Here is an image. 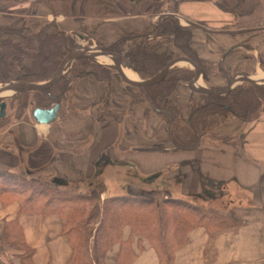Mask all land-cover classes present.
Listing matches in <instances>:
<instances>
[{"label":"crops","instance_id":"1","mask_svg":"<svg viewBox=\"0 0 264 264\" xmlns=\"http://www.w3.org/2000/svg\"><path fill=\"white\" fill-rule=\"evenodd\" d=\"M21 1L26 10L31 6V16L39 18L34 29H45L47 34L60 31L68 43L77 33L111 50L129 37H136L133 42L142 36L151 41L157 38L152 32L158 24L168 26L175 19L179 26L192 28L191 46L197 57L217 65L219 72L237 61L246 66L250 57L243 56L245 51L264 52V0ZM161 15L167 16L160 21ZM181 19L201 27L182 24ZM5 20L0 11V27ZM219 75L207 80L203 74L199 82L209 81L221 89L227 78L225 73ZM17 77L10 81H23ZM135 79L143 78L138 74ZM120 80L115 72L110 85L93 76L70 82L68 104L51 124L38 123L33 109L23 111L27 92L11 91L6 115L0 119V173L28 176L49 186L60 181L65 189L91 195L95 202L88 226L95 231L110 196H148L158 202L171 196L199 197L239 226L214 233L204 227L191 230L186 245L176 250L173 264H264V109L251 121L233 114L225 121L212 116L214 125L210 121L197 147L177 149L167 120L142 99L139 87ZM199 95L187 81L178 84L173 97L182 109L183 125L186 108L200 101ZM155 131L159 137H154ZM122 159L137 165L143 176L159 173L162 187L131 181L129 167L116 163ZM167 184L172 188H165ZM21 208L16 195L0 190V264H69L73 250L63 217ZM123 239H130L136 255L129 264H160L157 251L132 234L129 226ZM119 253L117 244L107 252V264H117Z\"/></svg>","mask_w":264,"mask_h":264},{"label":"trees","instance_id":"2","mask_svg":"<svg viewBox=\"0 0 264 264\" xmlns=\"http://www.w3.org/2000/svg\"><path fill=\"white\" fill-rule=\"evenodd\" d=\"M171 21L168 26L163 24L160 29L153 30V34L159 31L157 38L147 41L145 36L140 37L135 51L126 50L123 45L126 43L132 48L133 44L129 43L136 37L123 39L119 46L116 45L111 50L122 53L131 62L133 69L143 79H148L162 70L170 57H173L161 52L165 45L173 43L179 53L190 57L199 65L208 80L210 74L217 70L216 65L197 57L191 46L192 28L179 26L175 19ZM166 33L170 35L167 40L160 38ZM37 41L38 46H32L29 52H25L21 46L8 44L11 50L0 56V75H7L4 79H8L15 70L16 65L11 63L10 58L18 51L27 54L33 63L31 69H23L19 79L36 82L55 75L65 56L62 48L68 46L65 34L60 31L47 35L39 33ZM192 74L193 72L174 67L154 85L140 88L142 99L150 102L153 108H158V96L172 97L178 84L189 79ZM86 76H93L110 85L113 67L100 65L92 59H78L58 84L47 91L34 93L42 97L46 95L50 97V101L55 100L57 103L60 94L67 92L66 86L69 82ZM198 97L200 101L193 102L191 108L192 129L180 124L181 108L176 104L164 108L172 115V119L169 115L160 113L171 127L170 136L177 149L191 150L197 147L202 137L198 132L199 125L205 128L210 126L212 116H221L225 121L233 114L239 119L251 121L264 109V89L249 83H243L225 95L213 97L201 94ZM212 124L214 125L213 122ZM56 183L57 187H46L28 176L0 173V190L16 195L21 202L22 211L44 215L59 214L63 217L65 232L70 238L73 250L69 264H107V252L117 244H120L117 264H129L136 255L131 250L130 239H123L126 226L130 227L132 234L151 244L157 251L160 264H173L176 250L186 245L189 232L197 227L213 232L239 226L238 221L222 211L204 206L203 200L196 196H171L161 202L131 194L110 196L103 205L101 221L95 235L96 250L93 251L90 247L92 236L88 217L95 199L91 195L65 189L66 186L63 187L60 181Z\"/></svg>","mask_w":264,"mask_h":264},{"label":"rangeland","instance_id":"3","mask_svg":"<svg viewBox=\"0 0 264 264\" xmlns=\"http://www.w3.org/2000/svg\"><path fill=\"white\" fill-rule=\"evenodd\" d=\"M26 6L27 5L22 4L21 0H0V11L2 12L3 18H6L5 23H2V27H0V56L3 55V54H6L9 51V49L11 50V48L8 46V44L13 45V46H15V45L21 46L22 49L25 52H29V49L32 46L33 47H37L38 46L39 43L37 41V35L39 33L47 35L45 29H37V30L34 29V27H35L34 24L40 22L39 18L31 16L33 10L31 8V6H29L28 10H26L25 9ZM22 11H24V12H22ZM40 20L44 21L43 18H40ZM44 23L45 24L43 26H46L47 25L46 22H44ZM181 23L182 24H186L185 21H181ZM32 25L34 27H32ZM155 34H153V36ZM68 40H70L69 43L67 42L68 46H65V47L62 48V52L65 53V55H67L69 53V51L72 49L69 46L70 43L77 44V45H80V46H100L98 43L88 39L87 37H84V36L83 37H79L77 33H74L72 35V38L71 39L69 38ZM134 43H136V42H131L129 44H134ZM124 49L135 51L136 47L133 46L132 48H130V47H128L126 45L124 47ZM161 52L164 53V54H167L168 56L169 55L170 56L173 55V57L172 58L170 57L169 60L175 58L178 55H181V53H179V50L176 48L175 45H173V43H171L169 45H165L162 48ZM120 54H122V53H120ZM243 56H249L251 63L247 61L248 64L246 63L247 64L246 66L245 65L242 66V64L244 62L243 61H237L236 63H234V66L232 68L230 67V72H229L230 74L236 75V74H240V73H246L247 75H250L251 77H254V76L257 75L256 72H258V70L264 72V52L263 51L261 53L259 51L258 52H254V53L249 52V51H245L243 53ZM240 58H243V57L239 56L237 59H240ZM10 60H11V63L16 65L15 70L11 73V75H10V77L8 79H4L5 76H7V75L4 76V74H3V77H2V75H0V85H2L3 82H7V81H10V80H15V77H17V75H18L17 78H20L22 76L21 74H22V71H23L24 68L31 69L33 67V63H32L31 58H29V56L27 54L21 53L19 51L14 53L11 56ZM93 61H95L96 63H98L100 65H103V66H106V65L108 66L109 63H110V61L107 62V63L98 61L97 58H95V60H93ZM176 67L180 68V69H184V70L190 71V72H192V69H194L193 65L189 64V63H180ZM216 68H217V65H216ZM232 69H234V71ZM242 69L245 70V71L244 72L238 71V70H242ZM127 70L129 72H134L137 75V77H138L139 73L137 71L133 70V68L132 69H126V71ZM114 71L115 70L113 69V75H115ZM0 72H1V70H0ZM194 72H195V69H194ZM66 73H65V75H66ZM48 74L49 73H47V75ZM218 74L224 76V72L222 70L220 72L218 70H216V71L213 72V74H210V75L217 76ZM192 75H191V77L189 79L186 80L187 82L193 77ZM120 81L123 84H126L122 80H120ZM186 81H183V82H186ZM71 82H73V81H71ZM208 83H209V81H208ZM208 83L205 82V83H203L201 85L199 84L197 86L207 87V88L212 89V90L218 89L220 87V86H216L215 87V86H212V85H210ZM239 85H241V84H239ZM239 85H237L236 87H238ZM68 87H70V82L66 86L67 90H68ZM67 93L68 92H64L63 91L60 94L61 96H59V103L61 104V110L59 112V116H60V113L62 112L63 105H65L66 103L68 104ZM193 98H194V96H193ZM157 101H158V108H160V109H164L165 106H168L170 104H173V105L176 104L175 103V98L173 96L172 97H168V98H165L163 96H160V97L158 96ZM55 102H56L55 100L50 101V97H48L46 95H43V97H42L41 95H38V94H36V93H34L32 91L31 92H27V94L24 96V100L22 101L23 111H25V110L29 111L30 110V112H31V110L34 107H36V106H43L45 108L46 107H51V106H53V104ZM191 108H192V103L189 104L188 107L186 108L187 113H186V117L185 118L187 120V123L185 125H183L182 122H181L182 119H181V114H180V124L183 125L184 127H188V128L192 129V127H190V125H191V121L190 120H191V113H192ZM130 110L128 111V113L132 114V112ZM164 110H166V109H164ZM153 111L155 113L159 114V115L161 113V112H158L156 109H153ZM181 112H182V109H181ZM163 114L169 115L168 113H163ZM169 116L172 119V117H171L172 115L170 114ZM168 127H169V132H170L171 127H170L169 124H168ZM208 129H209L208 127L205 128V127L199 125L198 132L200 134H202L203 132L207 131ZM155 135L156 136H154V137H159V133L156 132ZM116 163L118 165H120V166L129 167L128 171L127 170L126 171L128 172L127 177L131 181L132 180L135 181V182L137 181L136 183H138V184H148V183L149 184H154V185L160 184V175H159V173H157V174H155L153 176L147 177V176L141 175V172L138 169L137 165H135L132 161H129V160H126V159H122L121 161H119V162L117 161ZM133 174L137 175V176H135L136 178H134ZM43 185H45L46 187L47 186L51 187V186L47 185V183L46 184L44 183ZM159 187H162V183L159 185ZM165 188L171 189L172 186L167 184ZM157 196L159 197V195H157ZM146 197H148V196H146ZM188 198H190V197H188ZM203 204H204V206H207V204H205V202H203ZM89 230H90L91 236H92L91 242H90V247H91V249L93 251H95L96 250V239H95L96 231L93 228H91V227L89 228ZM219 231L218 230L217 231H213L212 233L219 232ZM106 263H107V261H106Z\"/></svg>","mask_w":264,"mask_h":264},{"label":"water","instance_id":"4","mask_svg":"<svg viewBox=\"0 0 264 264\" xmlns=\"http://www.w3.org/2000/svg\"><path fill=\"white\" fill-rule=\"evenodd\" d=\"M167 15H161L159 17L160 21L165 18ZM174 16V15H173ZM180 20V17L175 16ZM185 21L188 26L192 27H201L198 23H194L190 20H183ZM205 30H208L207 28L203 27ZM157 35L154 36V38ZM70 47L72 48L69 53L62 59L59 68L55 74L54 77L51 79L45 81V82H28V81H7L3 82L2 85H0V93L6 92V91H12L13 93H24V92H31V91H38L43 92L47 91L56 84H58L62 78L64 77L65 73L70 69L72 64L82 58L92 59L95 60L98 56H105L110 60L109 65L113 67L116 74L127 84L135 87H146L151 86L157 83L162 77L175 65L178 63H189L192 64L195 69V76L192 77L188 81V87L196 93L199 94H207L211 95L213 97L215 96H221L229 93L232 89H234L237 85L242 83H249L252 84L258 88L264 89V80L257 81L254 80L250 75H247L246 73H240L236 75H232L230 73H226L227 76V84L222 87L221 89L212 90L207 87L203 86H197V82L200 80V78L203 75V72L199 65L193 61L191 58L186 56H179L176 58H173L169 60L166 65L163 67L162 70H160L157 74L154 76L148 78V79H133L129 77L125 73V69H132L133 66L131 62L125 57L124 55L109 50L108 47H102V46H80L77 44L70 43ZM10 97V95H0V119L5 117L6 115V108H7V102L6 99ZM155 109L158 112H164L167 113L166 110L156 108ZM60 110V103L57 102L54 106L49 108H43L40 106H36L32 110V114L34 119L41 124H51L58 118Z\"/></svg>","mask_w":264,"mask_h":264},{"label":"bare ground","instance_id":"5","mask_svg":"<svg viewBox=\"0 0 264 264\" xmlns=\"http://www.w3.org/2000/svg\"><path fill=\"white\" fill-rule=\"evenodd\" d=\"M97 59H98V61H101V62H109L110 60L107 58V57H105V56H98V57H96ZM125 73L129 76V77H131V78H133V79H135L136 78V74L134 73V72H129L128 70L126 71V69H125ZM254 80H257V81H262V80H264V75L263 74H259L258 76H254V77H252ZM201 85V83L198 81L197 82V85ZM9 94H11V91H6V92H1L0 93V95H9Z\"/></svg>","mask_w":264,"mask_h":264}]
</instances>
